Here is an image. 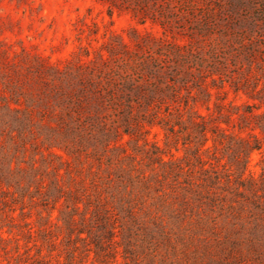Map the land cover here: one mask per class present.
<instances>
[{"label":"trees","instance_id":"obj_1","mask_svg":"<svg viewBox=\"0 0 264 264\" xmlns=\"http://www.w3.org/2000/svg\"><path fill=\"white\" fill-rule=\"evenodd\" d=\"M100 1L108 3L109 14L111 8L126 10L138 23L150 20L164 33L177 30L187 42L151 35L132 45L109 41L106 54L94 60L43 65L46 77L29 100L10 97L11 105L0 94V135L6 129L13 142L11 155L0 154V189L12 184L25 195L33 188L30 197L38 194L41 205L51 204L42 224L50 225L57 210L54 224L88 241L85 250L102 264L119 253L111 244L122 247L125 259L136 261L142 254L155 264L160 243L170 241L157 219L139 222L145 201L132 202L140 195L167 203L170 193L178 219L193 201L234 219L245 212L250 242L264 241V167L258 177L245 174L264 138V0ZM229 94L245 99L236 102ZM154 127L163 131L164 146L180 143L192 151L199 177L192 178L187 155L182 161L164 158V147L148 139ZM26 139L32 149L36 142L47 143L49 157L25 160ZM50 146L77 160L92 159L90 167L105 165L107 179L99 184L112 182L128 195L117 190L110 194L116 204L108 206L95 175L88 183L75 177L68 159ZM210 147L225 151L228 161L221 169L205 166L201 152ZM134 192L140 195L131 197Z\"/></svg>","mask_w":264,"mask_h":264},{"label":"rangeland","instance_id":"obj_2","mask_svg":"<svg viewBox=\"0 0 264 264\" xmlns=\"http://www.w3.org/2000/svg\"><path fill=\"white\" fill-rule=\"evenodd\" d=\"M108 8V3L100 0H0V94H5L11 105L13 100L10 97L20 101L28 99L30 93L34 94L38 80L46 77L43 65L62 67L68 62L94 60L100 53L106 54L105 47L109 41L115 44L122 39L132 45L140 37L151 35L187 42V38L177 30H173L172 34L164 33L150 20L141 24L126 10L111 8L109 14ZM228 97L236 102L245 99L244 96L234 97L232 94ZM36 114L35 121L38 120ZM6 133L5 129L0 135V154L11 155L13 142L7 138ZM163 137L159 127L152 128L148 134L149 140H156L164 147L165 159L172 156L182 161L181 158L187 155L193 163L190 166L192 178L199 177L200 166L195 162L192 151L180 143L176 147L164 146ZM126 138L127 135L123 140ZM29 142L32 141L26 139L25 160L35 158L38 161L42 155L49 157L47 143L36 142L37 148L32 149ZM262 143L260 149L251 152L246 175H260L261 167H264V138ZM124 145L128 152H132L131 146ZM206 145L210 146L211 142ZM48 149L68 159L70 169L76 171L75 177L85 178L88 183L90 177L95 175L99 188L103 189L102 196H106L109 202L108 206L116 204L110 194H116L117 190L120 194L128 195L127 190L116 187L112 182L99 184L107 179V172L103 170L105 165L98 168L93 164L90 167L93 160L86 159L84 155L81 160H77L57 146ZM17 155L19 160L23 159L22 152ZM201 156L208 162L206 167L211 165L221 169L222 164L228 161L225 151L220 148L210 147L208 151L201 152ZM183 177L186 176H181L180 181ZM166 183L173 182L168 180ZM166 183L163 184L164 188ZM32 191L33 188L22 195L12 184L9 188L5 184L1 185L0 264H102L95 261L93 252L88 254L85 250L88 241L69 237L60 222L54 224L57 210L52 212L50 225L42 224L47 219L51 204L45 207L41 205L42 196L35 194L30 197L32 194L28 193ZM135 195L140 194L134 192L131 197L135 198ZM140 196V200L132 202L140 206L139 201H145L142 207L147 212H140L139 222L149 224L155 218L160 225H164L170 237V241L160 243L155 264H264V241L250 242L248 229L251 218L245 217V212H240V216L234 219L225 213L221 214L222 211L217 208L210 211L205 205L198 207V201H193L184 212L185 217L178 219L171 210L179 206L170 197V193L167 195V203L152 199L151 195ZM10 215L14 218L10 219ZM121 216V222L127 220ZM28 227H31V234L27 232ZM117 239L120 240V237ZM111 248L119 253L110 259L109 264H149V260L142 254L134 261L123 258L121 246L111 244ZM162 256L165 258L163 262L160 261Z\"/></svg>","mask_w":264,"mask_h":264}]
</instances>
